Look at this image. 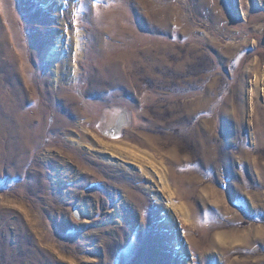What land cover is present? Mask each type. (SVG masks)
I'll return each mask as SVG.
<instances>
[{
  "label": "rangeland",
  "instance_id": "obj_1",
  "mask_svg": "<svg viewBox=\"0 0 264 264\" xmlns=\"http://www.w3.org/2000/svg\"><path fill=\"white\" fill-rule=\"evenodd\" d=\"M57 1L0 0V264H264V0Z\"/></svg>",
  "mask_w": 264,
  "mask_h": 264
},
{
  "label": "bare ground",
  "instance_id": "obj_2",
  "mask_svg": "<svg viewBox=\"0 0 264 264\" xmlns=\"http://www.w3.org/2000/svg\"><path fill=\"white\" fill-rule=\"evenodd\" d=\"M58 1L60 2L61 6L64 3H66V0H58ZM69 4H70V2H69ZM60 20L62 21V24L65 27L66 24L68 23V21H67L68 19L64 16V17L60 18ZM63 31H64V29H63ZM55 35H56L55 39L53 37V39L51 40V43L49 44V47H47V49H46V57H47V59H50V60H52V62L55 63L54 64L55 68L52 67L53 69L51 70L52 74H53V84L54 85H59L61 83V81H62V76H61L62 69H67L68 70L67 71V76H68V78H67L68 80L67 81L69 83L73 82L75 79H77V77L79 75V67L77 65V62H78L79 58L82 56V54L84 52V45H83V43L81 41V39L83 38V33L82 32H77L73 36H71V34H70V37L68 36L69 34L67 35L69 37V39H70L69 42H71V45L72 44L73 45L76 44L75 47H74L75 49H73L71 51V54L65 53L66 49L64 47L65 45H64L63 38H67L68 39V37L65 36L66 34L64 33L62 36H60V35H58V33H55ZM128 124H129V119H128V116H127L126 112H124V110L121 109V108H115L113 110V112H112V115H111L110 119L107 122L106 132L108 133V135L110 137L118 138L121 135V133L123 132L124 128ZM72 142L78 143V141L75 140V139H72ZM108 151H109V154H106V151L104 152L105 154L103 155V159H105L107 162H109L111 164H114V165H122L121 164L122 162H120V160L118 158H121L123 156L124 157H129L123 151L109 150V148H108ZM132 153H131V156L133 155L136 158H139L138 153H134V151ZM123 163H125V164H127L129 166L130 165L138 166V167H140L141 170H143V173L150 174L149 171H147L145 168H143L142 167L143 165H140L139 163L137 164V163H134L133 161H130V160H126ZM129 166H128V168H129ZM160 180H161V183H162V188L169 190V183H168L167 179L165 178V176L163 174L160 175Z\"/></svg>",
  "mask_w": 264,
  "mask_h": 264
},
{
  "label": "water",
  "instance_id": "obj_3",
  "mask_svg": "<svg viewBox=\"0 0 264 264\" xmlns=\"http://www.w3.org/2000/svg\"><path fill=\"white\" fill-rule=\"evenodd\" d=\"M76 216H78V215H76Z\"/></svg>",
  "mask_w": 264,
  "mask_h": 264
}]
</instances>
